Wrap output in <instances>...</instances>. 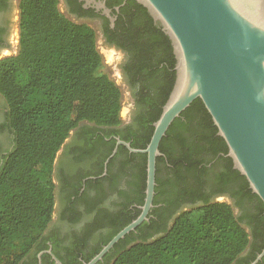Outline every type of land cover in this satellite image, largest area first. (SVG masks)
Here are the masks:
<instances>
[{"label":"trees","instance_id":"trees-1","mask_svg":"<svg viewBox=\"0 0 264 264\" xmlns=\"http://www.w3.org/2000/svg\"><path fill=\"white\" fill-rule=\"evenodd\" d=\"M58 3L20 0L19 50L0 60V92L8 104L9 125L15 135V147L0 166V264H23L51 222L54 162L71 131L84 120L101 126H117L122 121V90L102 70L95 30L66 17ZM154 47L157 69L148 75L147 86L155 90L141 99L148 110L138 119L144 132L142 139L131 142L134 148L149 144L154 122L176 80L172 41L161 28ZM160 151L148 219L105 256L114 252L117 258L113 264H233L237 260L248 264L256 258L264 248V202L252 191L247 178L233 168L231 157H223L226 171L217 176L216 187L226 189L231 180L239 181L235 192L238 203L249 198L255 211L237 215L232 205L212 201L202 191L207 167L201 155L227 154L229 148L201 98L173 121ZM128 157V162L135 157L148 161L147 153H129ZM160 161L173 175L169 184L158 177ZM145 172V165H138L137 194L135 198L126 194L119 204L122 217L103 246L140 214L146 196ZM188 178L193 184L184 183ZM190 199H201L202 203L192 204L169 225L164 213L171 209L172 216L181 201ZM133 203L137 206L130 209ZM134 234L139 240L133 243ZM252 238L251 251L241 257Z\"/></svg>","mask_w":264,"mask_h":264},{"label":"flooded vegetation","instance_id":"flooded-vegetation-1","mask_svg":"<svg viewBox=\"0 0 264 264\" xmlns=\"http://www.w3.org/2000/svg\"><path fill=\"white\" fill-rule=\"evenodd\" d=\"M19 4L20 0H0V60L16 47L20 33ZM58 7L72 21L86 23L95 30L97 44L99 42L110 54L114 61L112 69L117 71L125 90L126 113L117 126H101L84 120L71 131L54 162L53 218L39 242L24 257L23 264H59L57 259L62 264L89 263L117 229L122 217L119 204L126 194L135 198L138 165L142 163L147 171L148 164L142 157L128 162L129 153L139 152L132 151L126 143L131 146L133 140L143 137L138 119L146 114L148 106L141 99L146 94H154L155 89L147 86V79L157 69L154 39L162 26L138 0H59ZM8 110L0 92V166L15 147ZM127 137L130 139H125ZM224 156L229 155L223 151L201 155L207 167L202 191L212 201L232 205L237 215L254 212L255 203L251 199L243 198L241 205L238 203L240 199L235 192L239 190V181L231 180L226 189L216 187L217 176L226 171ZM159 168L158 177L169 184L173 175L167 164L160 161ZM191 182L193 184L190 178L184 181L186 185ZM194 203L201 204L202 200L181 201L176 213L171 216L170 209L163 218L167 217L171 225L180 212ZM136 206L137 203H133L129 208ZM133 239V243L139 240L138 235L134 234ZM253 241L252 238L241 257L248 256ZM262 251L248 264L255 261L264 264V255L258 258ZM105 255L94 264H113L117 258L114 252Z\"/></svg>","mask_w":264,"mask_h":264},{"label":"water","instance_id":"water-1","mask_svg":"<svg viewBox=\"0 0 264 264\" xmlns=\"http://www.w3.org/2000/svg\"><path fill=\"white\" fill-rule=\"evenodd\" d=\"M138 1L172 41L176 80L147 147L126 143L132 151L148 155L142 211L87 264L101 260L148 219L155 196L157 157L162 155L160 143L173 121L197 98L203 100L218 134L225 139L234 168L264 202V0ZM263 255L264 249L258 258Z\"/></svg>","mask_w":264,"mask_h":264},{"label":"rangeland","instance_id":"rangeland-1","mask_svg":"<svg viewBox=\"0 0 264 264\" xmlns=\"http://www.w3.org/2000/svg\"><path fill=\"white\" fill-rule=\"evenodd\" d=\"M98 49L102 55V58H103V67H102V70L104 72H106L117 84L118 86L121 88L122 90V96H123V108H122V116L125 115L126 113V105H125V102H126V96H125V90L123 88V85L121 84L118 76H117V71H115L114 69H112L113 65H114V61L113 59L111 58L110 54L107 53V51L105 49H103V47L101 46V44L98 42ZM18 50H19V35L17 36V42H16V47L13 51L8 52V56L10 55H14V54H17L18 53Z\"/></svg>","mask_w":264,"mask_h":264}]
</instances>
